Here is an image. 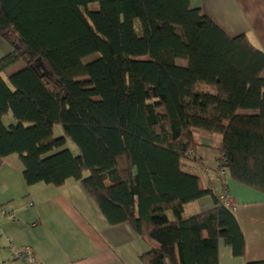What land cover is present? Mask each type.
<instances>
[{
    "label": "trees",
    "instance_id": "obj_1",
    "mask_svg": "<svg viewBox=\"0 0 264 264\" xmlns=\"http://www.w3.org/2000/svg\"><path fill=\"white\" fill-rule=\"evenodd\" d=\"M0 38L13 49L0 60V169L18 156L28 187L80 184L112 227L158 245L143 264H220V242L245 257L234 211L192 164L203 171L195 152L211 138L226 176L264 195L262 50L189 0H0ZM68 143L79 156H49ZM207 197L212 211L187 215Z\"/></svg>",
    "mask_w": 264,
    "mask_h": 264
},
{
    "label": "crops",
    "instance_id": "obj_2",
    "mask_svg": "<svg viewBox=\"0 0 264 264\" xmlns=\"http://www.w3.org/2000/svg\"><path fill=\"white\" fill-rule=\"evenodd\" d=\"M228 37L246 36L264 52V0H189ZM0 38V60L12 52ZM10 75L12 72H8ZM264 78V73L262 75ZM10 125H15L8 118ZM195 152L203 167L193 166L204 187L220 199L226 190L246 238V255L235 258L223 242L219 245L220 264L264 262V195L216 173L220 155L211 138L202 139ZM18 156L7 158L0 169V264H18L10 246L31 248L39 264H143L141 257L155 243L143 241L129 225L112 227L83 187L70 180L63 188L43 184L28 187ZM215 208L212 197L188 207L193 215Z\"/></svg>",
    "mask_w": 264,
    "mask_h": 264
},
{
    "label": "built area",
    "instance_id": "obj_3",
    "mask_svg": "<svg viewBox=\"0 0 264 264\" xmlns=\"http://www.w3.org/2000/svg\"><path fill=\"white\" fill-rule=\"evenodd\" d=\"M204 172L211 176L213 173H216L219 180H222L225 176V170L220 166L216 171L205 169ZM220 201L228 209L234 210L235 206L231 203L230 194L225 190L220 197ZM11 252L13 254V259L18 264H39L34 251L29 247L23 248H14L12 245L10 246Z\"/></svg>",
    "mask_w": 264,
    "mask_h": 264
},
{
    "label": "rangeland",
    "instance_id": "obj_4",
    "mask_svg": "<svg viewBox=\"0 0 264 264\" xmlns=\"http://www.w3.org/2000/svg\"><path fill=\"white\" fill-rule=\"evenodd\" d=\"M98 9H99V5H98V4H93L92 6H90V11H96V10H98ZM11 50H12V49H11ZM93 59H94V57H92V58H88V59L85 60V62H86V63H89V62L92 61ZM178 64H179L180 66H182V67H186V63L183 62V61L178 62ZM21 67H22V65H17V66L14 67V69L11 70V71H19V70L21 69ZM9 118H11V117H9ZM4 124H5L7 127L10 126V121H8V118L4 121ZM63 135H64V134H63V130H62V128L59 127V126H56V127L54 128V138H55V139H59V138H62ZM65 150H70V151L72 152V154H73L74 156H76V157L79 156V150H78V148H77L75 145L71 144V143H68L65 147H63V148H61V149H58V150L54 151V152L51 153L49 156H53V155H55V154H57V153H59V152L65 151ZM187 215H188V216H193V214H190L188 211H187Z\"/></svg>",
    "mask_w": 264,
    "mask_h": 264
}]
</instances>
